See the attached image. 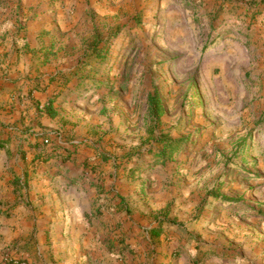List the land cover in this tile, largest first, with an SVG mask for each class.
<instances>
[{
    "label": "rangeland",
    "instance_id": "rangeland-1",
    "mask_svg": "<svg viewBox=\"0 0 264 264\" xmlns=\"http://www.w3.org/2000/svg\"><path fill=\"white\" fill-rule=\"evenodd\" d=\"M0 73V264H264V0H0Z\"/></svg>",
    "mask_w": 264,
    "mask_h": 264
},
{
    "label": "trees",
    "instance_id": "trees-1",
    "mask_svg": "<svg viewBox=\"0 0 264 264\" xmlns=\"http://www.w3.org/2000/svg\"><path fill=\"white\" fill-rule=\"evenodd\" d=\"M52 104L49 103V105L45 106L44 108H46L49 112V114L51 115V117H54L56 115V112L54 110V108L51 106ZM41 106V105H40ZM151 108L153 110V114L154 116H158L159 114H162L163 112V107L161 105V103H159V101L157 100V98L155 96H152L151 97ZM7 146V141L5 140H0V149H4L6 148ZM40 145H37V148L39 147ZM67 147H64V150H69V149H66ZM172 148H174V145L172 146ZM175 148H177L175 146ZM70 153H68V155H66V157L64 158H68L70 159L72 157V153H74L73 151H69ZM52 158V156H49L47 159L50 160ZM159 230L156 232V235H159Z\"/></svg>",
    "mask_w": 264,
    "mask_h": 264
},
{
    "label": "crops",
    "instance_id": "crops-1",
    "mask_svg": "<svg viewBox=\"0 0 264 264\" xmlns=\"http://www.w3.org/2000/svg\"><path fill=\"white\" fill-rule=\"evenodd\" d=\"M1 74L2 73H0V76H1ZM3 77V76H2ZM3 80L1 79V77H0V89H1V87H2V82ZM35 94H37V98H39L40 97V94L39 93H35ZM13 95V94H12ZM41 98V97H40ZM15 106H17V107H19L18 106V104L16 103V105ZM4 118H6V117H4ZM16 118V117H15ZM11 121H14V119H10ZM2 121H4L3 119H2ZM37 135H35L34 137H36ZM34 137H32V136H30V138H28V137H25V138H28L27 139V142H28V144H30V145H35V146H37L36 144H35V142H37V138H34ZM40 139V138H39ZM2 140H4V139H2ZM26 140V139H25ZM22 142H25V141H22ZM33 143V144H32ZM8 146H6V148H7ZM6 148H4V150L6 149ZM33 148H35V147H33ZM44 169V168H43ZM37 192H41V193H39L40 195H42V192H45L44 190H38ZM38 194V193H37ZM40 195H36V196H40ZM54 200L53 201H51L50 202V207L51 206H53L54 205ZM57 202V201H56ZM77 205H78V203H76V202H73L72 203V210L74 209V211H73V213L74 214H76V215H79L80 213L78 212L79 211V209L78 208H76L77 207ZM52 214V213H51ZM73 214V215H74ZM53 221H55V219L53 220Z\"/></svg>",
    "mask_w": 264,
    "mask_h": 264
}]
</instances>
